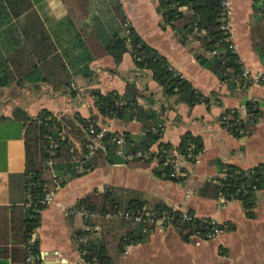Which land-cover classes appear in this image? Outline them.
<instances>
[{"label": "crops", "instance_id": "crops-1", "mask_svg": "<svg viewBox=\"0 0 264 264\" xmlns=\"http://www.w3.org/2000/svg\"><path fill=\"white\" fill-rule=\"evenodd\" d=\"M251 2L229 0V40L242 67L251 74H264V65L252 47L251 29L246 23L248 18L251 23ZM87 3L90 1L40 0L33 9L44 26L67 18L78 27L80 21L91 16L92 9ZM120 3L126 19L140 37L207 96L208 102L188 106L173 95L164 96L148 71L134 69L128 53L122 55L117 65L107 55H95L89 63L93 73L90 80L71 77L74 94L66 88L55 90L44 81L33 80V76L28 79L22 72L14 75L13 80L0 86V257H6L8 264H26L21 255L17 258L12 255V248L24 250V244L13 243L11 238L24 207L28 118L45 108L56 117H68L75 123L74 116L87 118L95 113L88 93L90 88L122 93L125 81L134 79L143 96L151 94V107L160 113L159 140L176 145L179 136L189 131L201 138V152L192 162L177 157L178 169L183 172L179 181L154 176V158L149 162L129 159L126 163L95 167L51 189L52 199L40 210L38 225L27 241L36 242L34 255L41 256L43 264H96L81 258L73 233L98 231L99 227L85 224L82 211L75 210L74 203L93 190L101 192L110 186L125 199L142 201L147 210L162 204L173 210L190 211L195 217H208L223 226L212 238L192 234L185 241L172 226H152L140 241L124 246L120 253L115 243L109 242L107 254L113 258L111 264H264V192L261 189L255 192L251 218L245 216L238 199L199 194L204 182L218 176L215 161L241 169L264 164V83L249 80L230 86L219 81L194 59L193 53L198 51L195 41L180 43L168 26L160 27L155 0H120ZM230 4L236 5L233 15ZM3 44L0 42V46ZM248 100L259 102L260 116L248 134L233 136L220 124L219 116L226 109H234L244 119V103ZM139 103H144V99L139 98ZM98 119L109 131L135 135L140 132V124L134 120L123 123L116 118L99 116ZM149 150L154 151V145ZM93 217L88 218L93 221Z\"/></svg>", "mask_w": 264, "mask_h": 264}, {"label": "trees", "instance_id": "trees-1", "mask_svg": "<svg viewBox=\"0 0 264 264\" xmlns=\"http://www.w3.org/2000/svg\"><path fill=\"white\" fill-rule=\"evenodd\" d=\"M40 0H0V86L13 80L14 75L44 81L53 89L66 88L70 94L71 77L81 76L88 80L93 73L90 61L101 53L117 65L124 53L131 57L136 70H146L150 78L160 88L164 96H175L178 102L188 106L198 102H208L181 74L169 65L166 58L149 46L126 19L120 0H89L91 16L80 21L78 27L70 19L43 23L37 19L33 5ZM84 3L87 0H76ZM222 0H155L154 10L159 14L160 27L168 26L180 43L193 40L198 51L193 53L199 65L213 73L221 82L230 86L243 84L242 66L237 54L229 47V32L220 26L225 13L220 5ZM22 14V18H21ZM48 22V21H47ZM251 42L261 64L264 65V0L251 2ZM92 97L95 113L87 118L74 116L75 123L68 117H56L42 108L34 117L28 118L26 134V167L24 171L25 199L22 216L13 226L12 242L23 243L24 250L12 248V255L35 254V243L30 235L39 222V212L45 206L40 200L44 194L56 186L63 185L71 178L84 174L95 167L126 163L129 159L117 155L113 137L123 139L122 152L131 154V162H149L155 159L152 174L161 179L181 180L182 176H170V163L175 155L187 161H194L202 150L201 138L189 131L183 132L176 145L160 141L162 119L151 104V94L143 96L135 85V80H126L122 93L115 90L101 92L93 87L88 90ZM139 98L144 103H139ZM256 100L244 103L245 117L239 118L232 109L224 110L219 121L233 136L248 134L260 116ZM116 118L121 122L131 120L140 124L139 134L128 131H107L100 138V146L88 158L83 157L85 146L91 135L88 126L95 129L101 125L98 117ZM76 145V146H75ZM155 147L150 151V147ZM146 152V156H136L135 152ZM46 161H51L50 165ZM218 176L204 182L199 194L221 195L225 200L238 199L246 217H253L255 192H264V164L241 169L231 164L215 161ZM182 171V169H179ZM143 202L135 198H123L108 186L101 192L92 191L76 200L75 210L92 212L93 221L83 217L87 225L97 224L98 231L76 230L73 238L81 258L89 263L111 264L113 258L107 254L109 242L115 243L117 253L124 246L140 241L147 231H143L145 221H134L131 217L106 218V213L115 211L148 212L158 217L162 211L168 216L171 226L182 240L197 234L205 238L214 228L223 226L208 217L192 216L181 219L180 211L162 204L147 210ZM0 264H8L6 257H0ZM26 264H35L30 262Z\"/></svg>", "mask_w": 264, "mask_h": 264}, {"label": "built area", "instance_id": "built-area-1", "mask_svg": "<svg viewBox=\"0 0 264 264\" xmlns=\"http://www.w3.org/2000/svg\"><path fill=\"white\" fill-rule=\"evenodd\" d=\"M222 10L225 13V18H223V23L221 24V28L224 29V31L229 32V24L227 20V13H228V5H229V0H222L220 3ZM229 47L232 51L235 52V46L232 42H230ZM241 76L244 78L246 81H259L264 83V74L257 72L254 74H251L247 69L242 67L241 70ZM88 134L91 135V137L88 139V142L86 143L85 146V152L83 153L84 158H88L94 154V151L97 147L100 146V138L102 135L109 131L108 128L105 125H99L97 129H95L92 125L88 126ZM112 141L116 144V154L122 157H125L126 159H131V154L124 155L122 152V146L124 144L123 139L120 136H115L112 138ZM146 152H140L136 151L135 155L136 156H146ZM177 156L175 155V158L170 161V163L173 166V171L169 174L170 176H181L183 174L182 171L178 169L177 165ZM47 165L51 164V161H46ZM53 191L49 189L42 199L40 200L41 203H44L45 205L49 203L52 199ZM82 214L84 217H91L95 216L94 213L92 212H83ZM106 218H112V217H124V218H129L131 217L134 221H145V225L143 227V231H150L152 226L155 225H161V226H171V223L169 222L168 216L166 215L165 211H162L161 214L158 217H153L151 213L148 212H137L135 215L132 213L128 212H120V211H115L113 213H106L104 215ZM191 215L187 214L186 211H180V217L181 219H189ZM193 216V215H192ZM213 221V220H212ZM218 232L216 228H214L211 232H208L205 236V238H212L215 236V234ZM197 235V234H194ZM198 236V235H197ZM42 257L34 254H27L25 256V262L30 263V262H35V264H43Z\"/></svg>", "mask_w": 264, "mask_h": 264}, {"label": "rangeland", "instance_id": "rangeland-1", "mask_svg": "<svg viewBox=\"0 0 264 264\" xmlns=\"http://www.w3.org/2000/svg\"><path fill=\"white\" fill-rule=\"evenodd\" d=\"M229 10L232 12V15H233V13L235 14V12H236V5L234 6V5H231L230 4ZM246 23L250 27V18H248V21Z\"/></svg>", "mask_w": 264, "mask_h": 264}]
</instances>
